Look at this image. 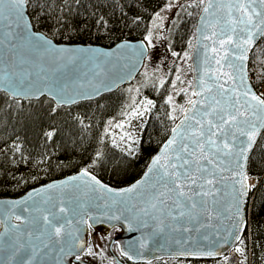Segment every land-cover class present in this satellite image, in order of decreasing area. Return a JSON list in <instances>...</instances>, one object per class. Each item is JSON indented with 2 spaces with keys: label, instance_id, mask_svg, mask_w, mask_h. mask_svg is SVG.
I'll use <instances>...</instances> for the list:
<instances>
[{
  "label": "snow or ice",
  "instance_id": "6c2138e0",
  "mask_svg": "<svg viewBox=\"0 0 264 264\" xmlns=\"http://www.w3.org/2000/svg\"><path fill=\"white\" fill-rule=\"evenodd\" d=\"M78 2L79 0H77ZM197 2L199 5H203V13L215 17V19L206 20L202 16L194 35L198 41L202 38L211 40L214 45H219V48L213 47L211 51L217 56L216 64L219 65L217 71L220 72V75L213 73L208 75V79L201 77L196 85L189 81V88L192 89L191 97L196 98H189L186 108L178 106L183 119L171 129V136L161 148L160 153L152 157L151 163L144 173V178L130 187L116 190L102 184L99 179L84 169L79 175L73 176L67 181L49 184L46 188L37 190V195L53 189L64 192L69 186L80 188L83 184L93 192L111 194L109 198L115 204L131 198L133 194L142 196L147 193L149 196L148 206L141 208L140 211L146 215L150 210L156 213L153 219L158 220L157 230L162 231L160 226L164 224V220L161 217L164 215L172 220L182 219L185 216L195 220L197 216L201 215L206 216L208 221L214 218L218 219V215L213 216V210L209 207V199L214 198L219 191L215 187L219 183L217 179L219 175L220 179H231L234 185L239 186L234 188V191L238 192V196H233V203L227 210L242 225L241 198L246 196L249 190L246 183L248 177L243 171L244 161L247 160L248 153L256 144L257 137L264 130V99L261 98L264 93L257 95L252 90L247 81L244 62L255 41L264 37V0H192L189 7ZM176 3L177 0H168L161 11L170 10L171 7L176 6ZM29 5L34 9H39L35 16L37 21L45 15V8L49 6L48 0H0V22H6L9 29L15 23L16 27L22 30L21 35L36 49L50 53L54 62L62 59L65 53L98 51L92 48L60 47L55 45L51 39H47L46 34L32 31V24L26 15ZM220 13L223 15H219ZM188 14L191 15V13ZM153 19L154 21L162 20L164 17H161L160 12H157ZM102 21L101 17L97 23ZM57 23H60V18H57ZM205 28L211 30L210 34L204 33L203 29ZM151 35V31H149L145 40L150 42ZM191 46V41H189V47ZM117 47L127 48L131 45L124 42ZM101 54L106 55V53ZM172 55L176 56L177 53L173 52ZM184 56L187 57L188 53L186 52ZM228 57L231 58L227 59V65L232 71L224 72L221 60ZM237 60L240 61L239 64L233 62ZM40 71H44L43 67L40 68ZM37 75L41 81L45 79L39 73ZM11 76L12 74L5 68L0 67V91L6 92L17 103L20 102V99H38L40 96L48 95L55 100L56 107H60L76 103L80 98L90 99L94 95H99L103 90L101 87L93 86L92 92L69 94L66 88L54 92L46 83L43 86H37L31 81L27 88L21 90V87L13 84ZM176 81L183 83L179 74L176 76ZM176 81H173V87L176 86ZM163 84L164 80L160 79V85L163 86ZM81 87L83 86L81 85ZM104 88L111 90V86H104ZM180 91L184 92L186 96L188 95V89L182 88ZM168 102H172L171 96L168 97ZM152 103L151 100H141L137 103L133 97V107L129 115L132 117L142 116L149 110L148 105H152ZM176 110L177 106L174 105L173 113ZM170 118L175 119L176 117L170 114ZM118 126L122 127V125ZM47 135L51 137L52 133H47ZM224 171H228L227 177L222 175ZM29 200H33V206L22 209V212L28 213V215L21 214L14 217L19 223L8 225L0 221V227L3 228V231L0 232V241L4 239L5 234L10 232L16 233L17 236L14 241L16 247L13 249L12 256L9 257L8 264H12V260L22 250H25V245L20 243V237L23 236H26L28 241L33 239L39 241L43 246L40 250L49 248V244L53 241L59 244L65 236L70 237V241L59 248L57 264L60 260L68 257L83 264V255L99 256L104 259L102 251H93L90 241L84 240L76 234L80 229H76L75 232L65 231L66 226H71L73 221L67 218L68 209L63 206L66 202L63 197L56 198L49 195L42 201V204L47 205L51 201L50 207H42L41 204H37L32 193H29L22 201L9 203L19 206L22 203L27 204ZM215 202L213 199L212 203ZM91 219L90 216L87 220L81 217L75 222L87 224ZM111 219L119 220L121 217L113 216ZM124 219L127 220V217ZM22 225L31 227L25 231L21 229ZM143 226L148 227L147 223H143ZM128 229L129 231L134 230L131 223L128 224ZM182 230L190 231L187 227ZM239 230L243 231V227L241 226ZM229 235H233V233H229ZM235 239L239 240V235H235ZM227 240V236L219 237L218 246L224 247ZM235 250L242 252L240 248ZM186 254L214 256L217 253L207 251ZM33 255H38L36 246L31 247V252L25 250V254L16 264H32ZM120 255L134 260V257L127 251L121 250ZM225 264H227V257H225Z\"/></svg>",
  "mask_w": 264,
  "mask_h": 264
},
{
  "label": "trees",
  "instance_id": "16d2710c",
  "mask_svg": "<svg viewBox=\"0 0 264 264\" xmlns=\"http://www.w3.org/2000/svg\"><path fill=\"white\" fill-rule=\"evenodd\" d=\"M167 0H48L45 15L37 21L39 9L28 6L27 16L36 32L57 44L95 45L110 48L120 41L145 42L155 13ZM190 4V3H189ZM185 4L167 30V45L173 52L189 55L194 27L201 6ZM188 13H191L189 15ZM103 18L101 23H97ZM60 18V23H57ZM106 24V27H105ZM185 67L188 95L179 91L177 110H170V79H148L140 92L152 108L137 141L119 149L108 132L111 124L130 117L133 95L122 86L92 101L56 107L46 97L16 100L0 92V198H17L28 190L87 169L110 187L120 188L135 181L165 141L181 115L178 106L191 98L188 56ZM136 75L131 83L137 81ZM247 75L256 94L264 93V37L251 50ZM264 99V96H261ZM55 109V111H53ZM170 114L176 118H170ZM47 133H52L51 137ZM255 183L249 191L247 229L236 248L242 247L246 263L264 259V130L253 147L246 167ZM250 257V259H249ZM155 264H196L194 260L161 259Z\"/></svg>",
  "mask_w": 264,
  "mask_h": 264
},
{
  "label": "water",
  "instance_id": "95a60500",
  "mask_svg": "<svg viewBox=\"0 0 264 264\" xmlns=\"http://www.w3.org/2000/svg\"><path fill=\"white\" fill-rule=\"evenodd\" d=\"M202 7L203 5L201 6L195 22L194 33H196V29L200 25L202 16H204L206 20L215 19V17L203 13ZM211 11L212 10L210 9V12ZM219 15H223V13H220ZM21 31V29L16 27L15 23H13L11 29H9L6 26V22H0V67L5 68L10 74H12L11 79L13 84L21 87L22 90L23 88L28 87L29 81L37 86H43L46 83L54 92L59 91L61 88H66L69 94H76L77 92H92L94 90L93 86L101 87L103 89L99 95H94L90 99L80 98L78 102L92 101L103 94L113 92L122 86L130 84L140 72L148 54V47L142 40L120 41L110 48H103L95 45L57 44L52 41L55 45L60 47L73 49L92 48L98 50L96 52L65 53L63 54L62 59L54 62L50 53L33 47V45L21 35ZM32 31L34 30L32 29ZM203 31L205 34H210L211 30L205 28ZM9 33L11 34L9 35ZM46 38L49 39L48 37ZM260 38L255 41L251 50L257 45ZM124 42H127L131 47H117ZM213 47L219 48V45H214L211 40H204L202 38L198 41L194 35L193 44L188 56L191 82L193 85H196L201 77L208 79V75L213 73L220 75V72L217 71V69H219V65L216 64L217 56L211 51ZM251 50L248 53L247 60L244 62L249 84L247 65ZM141 52L143 53L142 55L140 54ZM101 53H106V55H102ZM220 55L222 56L223 53L221 52ZM230 58L231 57L221 60V63L224 65L222 71H232L227 65V59ZM233 62L236 64L240 63L238 60ZM41 67L44 69L43 72L40 71ZM29 73H31V75H29ZM37 73L44 76L45 79L41 81ZM97 73H99V75H97ZM130 73L131 75H129ZM89 81H91V83H89ZM81 85L83 87H81ZM104 86H111V90H107ZM0 92L7 94L4 91ZM40 97H46L56 105V102L52 97L48 95ZM191 98L195 99L196 97ZM36 99L37 98L20 100ZM73 104L61 106L67 107ZM184 107H187V102ZM181 119H183L182 114L172 128L178 124ZM171 129L165 141L152 157L159 154L161 148L167 143L171 136ZM251 151L248 153V158ZM152 157L148 161L139 178L124 187L111 188L116 190L127 188L138 180L143 179L144 173L147 171V167L151 163ZM248 158L244 161L243 171L245 173ZM80 172L81 171H78L64 178L34 187L17 198H0V221H3L8 225L17 224L19 222L14 219L15 215L22 214L27 216L28 213H23L22 209L24 207H32L33 200H29L27 204L22 203L19 206L9 202L18 200L22 201L29 193L33 194L35 202L41 204L42 207L51 206V201L47 205L42 204V201L49 195L56 198L63 197L66 201L63 206L68 209L67 218L73 221L71 226H66V232H75L76 229H80L76 234L81 236L82 239L87 240L86 226H89L92 229L100 228L103 233H108L115 227L119 228L120 234L111 239L109 246L110 255L116 262H118V259L111 250L113 243L118 246L119 253L121 250H124L132 255L134 260H129L126 256L122 257L133 263H149L160 259L214 260L226 256L227 264H236L237 257L234 253V247L239 240L235 239V235H239L241 238L248 223V207L250 204L248 203L250 191L248 179L246 183L249 190L247 191V195L241 198L242 225L238 223L237 218L232 217L231 213L227 210L233 203V196H238V192L234 191V188H238L239 186L234 185L231 179H220L218 175L217 179L219 180V183H217L215 187L219 191L214 198L209 199V207L213 210V216L215 217L218 215V219L214 218L211 221H208L206 216L201 215L197 216L195 220H192L187 216L182 219L172 220L167 215H164L161 217V219L164 220V224L160 226L163 230L160 231L157 230L159 223L158 220L153 219V216L156 215V213L150 210L149 214L146 215L144 212L140 211L141 208L148 206L149 196L147 193H144L142 196H136L133 194L131 198L115 204L109 198L111 194L93 192L83 184H81L80 188L69 186L64 192H61L59 189H53L51 191L43 192L40 195L36 194L37 190L46 188L49 184H59L62 181H67L71 177L79 175ZM90 175L92 174L90 173ZM222 175L227 177L229 173L228 171H224ZM101 183L110 187L102 181ZM197 199L199 200L200 198ZM213 199L216 201L214 204L212 203ZM81 205H83V207H81ZM133 205H136V207H133ZM89 216L92 217V219L88 220L87 224H77L75 222L81 217L87 220ZM113 216H120L121 219H111ZM124 217H127V220H125ZM129 223H131L134 230L129 231ZM143 223H147L148 227H144ZM241 226L243 227V231L239 230ZM30 227L31 226L29 225H22L21 229L26 231ZM184 227L189 228L190 231H183L182 229ZM176 228L181 230H174ZM197 229H199V231H197ZM2 231L3 228L0 227V232ZM229 233H233V235H229ZM224 236L228 237L227 243L224 247H219L217 240L219 237ZM16 239V233L10 232L5 234L4 239L0 241V264H8L9 257L12 256L13 249L16 247V244L14 243ZM70 239V237L65 236L61 243L58 244L53 241L49 244V248L43 250H40L43 246L39 241L34 239L28 241L26 236L20 237V243L25 245V250L28 252H31L32 246H36L38 255H33L32 264H57L59 248L62 245H66ZM90 239H92L91 235ZM220 243H223V241H220ZM25 250H22L19 255L12 260V264H16L20 257L25 254ZM207 251H212L217 254L214 256L186 254ZM70 259L74 258L68 257L67 259L60 260L59 264H69ZM75 262L80 263L78 261Z\"/></svg>",
  "mask_w": 264,
  "mask_h": 264
},
{
  "label": "rangeland",
  "instance_id": "374dc122",
  "mask_svg": "<svg viewBox=\"0 0 264 264\" xmlns=\"http://www.w3.org/2000/svg\"><path fill=\"white\" fill-rule=\"evenodd\" d=\"M191 2L192 0H177L176 6L171 7L170 10L161 11V9L164 8L166 4L165 3L157 11L160 12L161 17H164V19L154 21L153 19L154 16H153L149 29V31H151L152 33L151 41L149 42L145 40L146 44L148 45L149 54L144 60L139 78L134 83H130V85L127 87L128 91L129 89H131V91L129 92L133 95V97H135L137 103H139L141 100L144 101L150 100L149 98L143 96L142 93L140 92L143 83H145L148 79L155 78L159 82L160 79H163L164 81L170 79L171 82L173 83V81H176L177 74H179L183 83H180V81H176V86L173 87L171 91V95H170L172 97V102L170 103L171 112H173V106L174 105L177 106L176 96L182 88H185L184 86L188 78V72L185 67L186 57L184 55H179L177 52H175L177 53L176 56L172 55L173 51L167 45L166 35H167V30L170 27V24L176 19L178 12L181 10V8L185 4H189ZM151 108L152 105H148L149 110L144 112L142 116H136V117L130 116L126 120L122 122H118L117 124H111L108 127V132L112 136L114 145L116 147H118L119 149H123L124 145L137 141L138 135L141 132V128L145 120L147 119V115L151 110ZM141 111H143V109H141ZM118 125H122V127ZM248 185L250 189V187L254 186L255 183L252 179H248ZM248 203H250V199ZM248 213H249V207H248ZM246 229L247 226L245 230ZM99 244L100 243L95 242L92 245V247L93 248L96 246L99 247L100 246ZM89 257L90 256H86V258L90 260ZM239 257H240L239 264H241V262H243V264H249V262L246 263L245 255L243 252L239 253ZM222 263H223L222 260L219 259L216 262L214 263L212 262L210 264H222ZM261 264H264V259L261 261Z\"/></svg>",
  "mask_w": 264,
  "mask_h": 264
},
{
  "label": "flooded vegetation",
  "instance_id": "af4514ba",
  "mask_svg": "<svg viewBox=\"0 0 264 264\" xmlns=\"http://www.w3.org/2000/svg\"><path fill=\"white\" fill-rule=\"evenodd\" d=\"M146 43V42H145ZM147 45V44H146ZM148 47V45H147ZM148 54H149V49H148ZM147 54V55H148ZM120 234V230L119 228L115 227L113 228L112 230H110L108 233H103L100 228H90L89 226H86V235H87V241H90V246L92 247V245L97 242V243H100L99 247H92L93 248V251L95 252H103L104 254V259H101L99 256H90V260L86 258V256L88 255H83L82 256V260H83V264H155L156 261H160V260H155V261H152V262H149V263H133V262H130L128 261L127 259H125L124 257H122L119 253V250H118V246L113 243L112 246H111V250H112V253L116 256V258L118 259V262H116L110 255V252H109V246H110V242H111V239ZM90 235L92 236V239H90ZM242 238V236H241ZM240 238V239H241ZM239 239V240H240ZM237 245V244H236ZM236 245L234 247V253L235 255L237 256V262L236 264H239V253L241 252H237L235 249H236ZM241 250L242 247H239ZM225 257H221L219 259L222 260V264H225ZM219 259H214V260H194L196 261V264H210V263H214L216 262L217 260ZM69 264H80V263H76L74 259H70L69 261Z\"/></svg>",
  "mask_w": 264,
  "mask_h": 264
}]
</instances>
